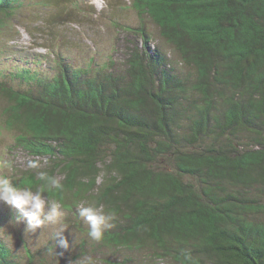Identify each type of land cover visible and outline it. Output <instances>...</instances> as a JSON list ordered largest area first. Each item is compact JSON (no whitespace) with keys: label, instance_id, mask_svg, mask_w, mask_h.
<instances>
[{"label":"trees","instance_id":"trees-1","mask_svg":"<svg viewBox=\"0 0 264 264\" xmlns=\"http://www.w3.org/2000/svg\"><path fill=\"white\" fill-rule=\"evenodd\" d=\"M129 1L156 43L140 28L121 60L74 65L57 53L44 76L37 62L0 74L15 147L47 160L9 178L76 218L78 206L114 216L74 258L264 264V0ZM17 5L0 0V33ZM62 11L51 21L73 15ZM34 261L0 241V264Z\"/></svg>","mask_w":264,"mask_h":264},{"label":"rangeland","instance_id":"rangeland-1","mask_svg":"<svg viewBox=\"0 0 264 264\" xmlns=\"http://www.w3.org/2000/svg\"><path fill=\"white\" fill-rule=\"evenodd\" d=\"M12 1L18 3L15 14L0 33V74L37 62L44 76L49 68L47 62L52 64L57 53L74 65L84 64L90 58L99 63L110 58L121 60L127 42H135V34L140 28L154 38V43L157 42L153 24L147 17L139 16L129 0H61L60 4H54V0ZM62 9V12L69 11L73 15L65 16L64 21H51L50 16ZM33 55L45 56L46 59L35 60ZM4 78L0 75V80ZM2 119L0 110V174L10 177L17 171L42 168L47 160L31 157L17 149V131L8 128ZM5 161L11 166L3 167ZM29 161L36 162L38 167L29 168ZM79 207L86 206L77 207V218L71 212L62 211L67 227L62 235L69 243L65 250L59 246L55 248L56 228L46 226L36 233H26L25 222L17 221L18 211L0 202V241L21 263L28 249L34 256L33 264H77L84 257L74 258V255L79 253L80 241L88 232V225L78 214ZM91 264L101 263L94 261Z\"/></svg>","mask_w":264,"mask_h":264},{"label":"clouds","instance_id":"clouds-1","mask_svg":"<svg viewBox=\"0 0 264 264\" xmlns=\"http://www.w3.org/2000/svg\"><path fill=\"white\" fill-rule=\"evenodd\" d=\"M10 163L5 161L3 167H10ZM29 168H37L36 162L29 161ZM37 176L41 181H47L49 190L62 189V184L55 177H49L46 172L39 171ZM43 189L33 191L30 188H21L7 175L0 174V202L12 209L17 210L19 215L17 221L23 220L26 224V233H36L37 230H42L46 226H53L57 229L54 234L55 248L57 246L67 250L69 243L63 237V232L67 230L63 222L62 205L55 199H50L44 195ZM78 214L88 225V237L93 241H101L106 230L114 227L111 222L114 216L104 214L98 208L92 206L79 207ZM185 260H191V254H184ZM92 258L85 257L78 261L77 264H91Z\"/></svg>","mask_w":264,"mask_h":264}]
</instances>
